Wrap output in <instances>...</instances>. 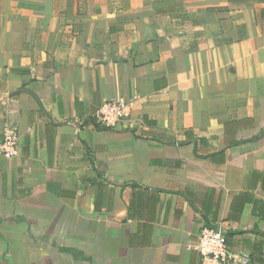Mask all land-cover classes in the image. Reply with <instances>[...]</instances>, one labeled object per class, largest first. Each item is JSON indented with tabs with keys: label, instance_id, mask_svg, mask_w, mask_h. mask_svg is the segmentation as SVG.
<instances>
[{
	"label": "crops",
	"instance_id": "crops-1",
	"mask_svg": "<svg viewBox=\"0 0 264 264\" xmlns=\"http://www.w3.org/2000/svg\"><path fill=\"white\" fill-rule=\"evenodd\" d=\"M8 124L0 264H200L204 225L264 264V0H0Z\"/></svg>",
	"mask_w": 264,
	"mask_h": 264
},
{
	"label": "built area",
	"instance_id": "built-area-1",
	"mask_svg": "<svg viewBox=\"0 0 264 264\" xmlns=\"http://www.w3.org/2000/svg\"><path fill=\"white\" fill-rule=\"evenodd\" d=\"M132 106L131 99L105 101L93 116L96 126L114 128L127 122L131 118ZM19 137V129L8 124L0 143V156L13 158L19 150ZM194 248L200 255V264H255L248 254L228 246L225 231L219 225L202 226Z\"/></svg>",
	"mask_w": 264,
	"mask_h": 264
},
{
	"label": "trees",
	"instance_id": "trees-1",
	"mask_svg": "<svg viewBox=\"0 0 264 264\" xmlns=\"http://www.w3.org/2000/svg\"><path fill=\"white\" fill-rule=\"evenodd\" d=\"M98 128H100V127H98Z\"/></svg>",
	"mask_w": 264,
	"mask_h": 264
}]
</instances>
